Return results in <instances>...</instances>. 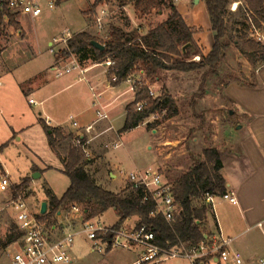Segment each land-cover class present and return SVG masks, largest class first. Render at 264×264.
<instances>
[{"label": "rangeland", "instance_id": "obj_1", "mask_svg": "<svg viewBox=\"0 0 264 264\" xmlns=\"http://www.w3.org/2000/svg\"><path fill=\"white\" fill-rule=\"evenodd\" d=\"M174 4L185 23L198 27L201 33L196 41L193 39L191 52L207 54L210 50L207 49V42L211 46L213 33L204 0H198L197 3H193L192 0H175ZM99 9H104L105 14L101 18V26L98 27L95 17ZM168 15V9L152 10L146 15H138L129 1L120 6L119 0H58L55 8L43 7L41 14L36 18H30L28 15L20 17L22 33H17L18 29L13 25L6 23L1 25L0 176L6 174L9 182L15 187L21 185L24 179H28L20 192L32 212L36 214L39 211L41 203L47 202L49 194L59 198L69 184L59 160L66 154L62 151L66 144L62 142L54 151L51 150L41 120L47 117L51 122L50 127H53L57 120H64L65 123L62 125L70 127L68 113L76 110L74 104L68 103L70 100H75L76 105L87 109L89 120L95 117L94 108L92 109L90 104L91 92H87L83 80L77 81L78 76L82 75L77 70L66 74L63 69L76 63L81 68H86V72L95 75L100 73V81L106 79L108 69L102 62L86 61L79 64L73 54L61 55L54 64L55 55L66 50L67 40L63 41L61 38L67 34L71 37L78 32L87 31L104 42L111 25L126 31L138 29L142 35L149 28L166 20ZM18 26L20 28L19 22ZM191 28L196 32L195 28ZM251 37L256 39L253 31ZM54 39L56 41L53 42ZM233 39L234 37L225 39L227 43L225 58L219 64L215 75H207L205 93L202 96L193 95L199 92L198 85L204 69L191 72L159 70V80L151 83L145 79L142 70V72L136 70L131 75L136 81L137 88L147 85L155 99L163 94L170 95L175 104L176 114L168 116L169 112L166 109L155 110L157 112L155 120L146 117L136 128L120 132L119 138L112 131L101 136L93 132L91 136H94V140L91 147L98 155H95L86 169L93 175L96 184L105 190L120 193L128 185L126 175L129 172L147 168L158 171L165 181L172 183L176 177L189 169L193 159H202L204 149L215 147L212 139L225 122L228 131L225 130V136L227 134L233 139L242 133L240 129L236 131L239 123L235 109L217 97L215 100L212 99L221 89V85L227 82L248 84L253 81L251 74L255 70L235 46ZM51 41L53 46L50 47L53 52L47 45ZM191 60L198 61L199 55H194ZM52 65H56L60 73H63L55 76L56 72L50 70ZM69 80H76L71 89L52 95ZM36 85L39 87H35ZM128 86L129 84H122L118 90L126 89L127 93ZM137 88L134 89L135 92H128L124 96L125 108L134 101ZM206 94L211 96L206 97ZM49 95L52 96L41 101ZM29 99L35 104H30ZM145 101L147 102L146 99ZM124 120L122 113L113 117L114 131L121 130ZM120 141L122 145L116 147V142ZM110 173L115 174V178H112ZM34 174L37 176L32 177ZM217 201L219 200L214 201L213 207L220 219L219 214L224 210L218 206ZM208 211L210 219H213L212 210ZM231 211H235V208ZM9 212L12 214L13 211ZM65 216L68 219L71 217L67 208L62 209L60 220L65 219ZM100 219L111 225L117 222L118 215L113 210H107ZM42 220L48 224L57 223L55 215ZM77 223L78 221L75 225ZM11 224H14L12 216L6 211L1 212L0 238L4 237ZM247 236H251L250 240H253L251 253L257 254L253 264H259L257 258L264 253V236L258 228L244 237ZM91 246L92 242L85 236L76 237L72 245L66 248L72 262L61 264H130L139 253L138 247L129 249L111 247L92 251ZM3 250H0V253H3ZM168 264L190 263L184 259H175Z\"/></svg>", "mask_w": 264, "mask_h": 264}, {"label": "trees", "instance_id": "obj_2", "mask_svg": "<svg viewBox=\"0 0 264 264\" xmlns=\"http://www.w3.org/2000/svg\"><path fill=\"white\" fill-rule=\"evenodd\" d=\"M120 6L128 1L133 4V10L138 15H146L152 10L168 9L169 15L163 22L149 28L144 34L138 29L126 31L111 25L106 41L87 31H81L71 36L66 42V50L55 55V60L61 55L73 54L77 62L101 63L110 59L113 63L107 69L106 78L112 85H118L131 76L136 70H142L150 83L159 80V70H175L191 72L204 69L198 85L199 92L193 96L205 93L204 85L207 75L217 73L221 61L225 58L227 43L225 39L234 37L233 42L240 53L255 70L264 63V44L251 37L252 28L264 29V0H204L213 33L212 44L207 54L192 53L194 30L189 27L174 4L175 0H119ZM233 2H237L231 10ZM4 14L8 25L20 29L15 21V15L6 8ZM0 19V27L3 24ZM1 32V28H0ZM232 35V36H231ZM97 41L103 45L98 50L90 45V41ZM186 43L190 46L184 53L181 47ZM199 55L198 61L191 58ZM178 58V59H177ZM253 81L246 86H254L255 72L251 74ZM133 102L126 106V115L121 132L136 128L144 118L155 110L166 109L168 116L176 114L173 98L168 94L151 99L147 85L139 86ZM147 100L143 111H135V102ZM51 150L58 144L68 145L66 158L60 159L62 172L68 177L69 184L62 195L57 198L49 194L45 214H37L39 219L54 216L57 211L68 208L70 204H77L83 211L84 219L101 216L107 210H113L118 215L114 225H120L130 217H136V223L152 225L158 244L168 241L170 245L178 241L197 243L204 240L201 225L206 219L208 206L204 202L205 193L214 196L226 192L225 181L220 173L222 154L215 148L202 151V159H193L189 169L172 181L173 197L177 205V215L171 226L162 218H148L150 204H140L141 192L133 191L128 185L120 193H113L96 184L93 175L87 171L90 161L85 157L81 145L84 139H78L80 145L70 143V135L65 134L59 127L47 126L41 122ZM28 179H24L15 190L21 191ZM197 221L199 223H197ZM20 234L15 225L11 224L4 237L0 238V250L12 244Z\"/></svg>", "mask_w": 264, "mask_h": 264}, {"label": "built area", "instance_id": "obj_3", "mask_svg": "<svg viewBox=\"0 0 264 264\" xmlns=\"http://www.w3.org/2000/svg\"><path fill=\"white\" fill-rule=\"evenodd\" d=\"M58 0H0V19L2 23H7V17L4 14L6 8L15 16L28 15L30 18L39 16L44 8L53 9L57 6ZM237 2H233L231 10H234ZM105 14L104 9H99L95 20L98 27L101 26V18ZM257 41L261 40L259 30L252 28ZM70 38L67 34L61 40L66 41ZM58 40V39H57ZM56 41L55 39L53 42ZM52 51V47H50ZM102 63L107 68L112 65L110 59L104 60ZM77 70L81 74V80L84 79L83 74L86 68H81L74 63L71 67L63 69L64 73ZM57 75L60 70L55 69ZM107 72V70H106ZM125 82L129 84L128 92H135L137 88L136 81L131 77H127ZM148 88V95L153 97V92ZM89 91H95V85H89ZM96 94L95 97H98ZM155 99V98H154ZM30 104H35L29 99ZM147 102L140 100L135 102V111H143ZM104 106H98L95 110L98 120L107 118V114L103 111ZM147 117L151 120L157 118V112H151ZM48 124V122H46ZM75 124V123H74ZM92 126H86L85 132H89ZM74 145H80L78 139L74 141ZM116 146V145H115ZM83 148V145H81ZM128 186L133 190L141 192L140 204L149 203L150 210L148 218L154 219L160 217L163 221L171 226L177 215V205L173 197L172 184L165 181L158 171L151 168L144 170H134L126 175ZM11 183L6 174L0 176V213L12 210V218L14 225L19 232V238L13 244L5 248L0 253V264H61L71 263L70 256L66 248L71 246L74 239L78 236L92 242L91 250L101 251L111 247L132 248L138 247L139 254L137 258L130 264H168L169 261L175 259H184L190 264H243L242 254L229 247L230 239L225 237L221 230L217 228L214 232L206 235L204 240L197 243H186L178 241L174 245H170L165 241L162 245L156 241V236L152 225L146 223L123 222L120 225H107L101 219L94 217L84 219L83 211L77 204H70L68 209L70 219H61L62 210L55 213L56 224H48L38 218L37 214L32 212L25 198L20 191H12L10 195H6ZM221 198L227 200L231 204H236L237 200L232 192L224 193ZM215 196L205 193L204 202L214 211ZM78 223L75 225V222ZM264 236V220L255 224ZM259 264H264V253L258 258Z\"/></svg>", "mask_w": 264, "mask_h": 264}, {"label": "crops", "instance_id": "obj_4", "mask_svg": "<svg viewBox=\"0 0 264 264\" xmlns=\"http://www.w3.org/2000/svg\"><path fill=\"white\" fill-rule=\"evenodd\" d=\"M19 15L20 14H17L15 16V21L20 24V29L17 30V33H22L23 28L19 18L23 15ZM189 27L196 29V32L194 31L193 33V39L196 41L201 33L198 30V27H194V25ZM259 33L261 35L260 42L264 44V29L259 30ZM207 43L208 49L211 46L209 42ZM47 45L49 47L51 45L53 46V42H48ZM55 62L56 60L54 59V64ZM55 69H57L56 65L50 66L51 71H55ZM70 72L66 74H69ZM139 72L142 71L140 70ZM62 73H59V75ZM59 75L55 74V76ZM99 75L100 73L95 75L86 72L83 74V81L87 86V92H91L89 91V85H95V91L93 93L91 92L92 98L90 103L91 108H94V113L98 106H104L105 108L103 111L107 114V118L98 120L95 113V117L89 120L90 118L88 117L87 109L76 105L75 100H70L68 103L74 104L73 107L76 109L73 112L68 113L67 119L71 121L70 127L62 125L65 123L64 120H57L53 126L59 127L65 134H69L71 144H74L76 139L83 138V150L85 157L90 163L93 161L94 157H96L95 155H98L91 147V143L94 140V136H91V134L95 132L97 136H101L102 134L112 131L119 138L121 130L114 131L112 119L116 114L122 113L124 118L126 115V98H124V96L128 92L126 93V89H118H120L122 84L127 83L123 81L118 85H112L107 80L106 76V79L100 81ZM80 78L81 77L78 76L77 81H79ZM75 81L76 80L65 81L63 86L52 95L54 96L61 91L71 89L75 84ZM221 86L222 87L218 90L217 95H212V99L215 100L217 97V99L225 101V103H228L231 108L235 109L238 114L237 120L240 126L239 128H236V131L240 129L242 130V133L235 136L233 139L227 134L225 136L224 133H226L225 130L227 129L225 122L224 125L220 126L217 134L213 137L212 143L215 147L212 148H215L222 154V167L220 173L225 181V193L232 192L236 197L237 203L231 204L227 200L222 199L221 195L215 196L214 201L219 200L217 201L219 202L218 206H221L224 212H220V219H218L214 209V211H212L213 219H210L208 211L206 219L201 225V229L203 236L205 237L219 228L222 234L231 240L229 247L238 250L242 254L243 264H253L254 259L257 257L256 253H251L253 240H250L251 236H244L250 231L257 229L255 226L257 222L264 220V63L255 69L254 86L241 85L233 81L227 82ZM35 87H39V85H36ZM96 94H99V96L95 97ZM52 95L44 97L41 101L47 100ZM208 96H211V94H206V97ZM221 106L222 105H220V107ZM41 121L47 126H50L51 122L50 120H47V117ZM46 122H48V124ZM89 125L92 126L90 131L85 132L84 128ZM121 145V141L118 143L116 142V147ZM67 149L68 145L62 147L64 154ZM65 158L66 154L59 158V160ZM110 175L112 178H115V174L110 173ZM15 188L16 187L11 184L6 195H10ZM232 208H235V211H231ZM209 209L210 208L208 207V210ZM6 212L12 216L9 211ZM58 212L59 211H57V214ZM97 218L100 219V216ZM126 221L135 223L137 218L130 217ZM115 223L116 222L113 224ZM197 223L199 222L197 221ZM12 244L5 248L10 247Z\"/></svg>", "mask_w": 264, "mask_h": 264}, {"label": "water", "instance_id": "obj_5", "mask_svg": "<svg viewBox=\"0 0 264 264\" xmlns=\"http://www.w3.org/2000/svg\"><path fill=\"white\" fill-rule=\"evenodd\" d=\"M192 1H193V3H197L198 2V0H192ZM90 45L93 46L94 48L100 50V51L103 50V45H101L97 41H94V40L90 41ZM189 46H190V43H186L185 45H183L181 47V52L184 53L186 48H188ZM239 127L240 126H237V128H239ZM36 176H37V174H34L32 177H36ZM46 210H47V204H46V202H42L41 205H40L39 214L40 215L45 214Z\"/></svg>", "mask_w": 264, "mask_h": 264}]
</instances>
